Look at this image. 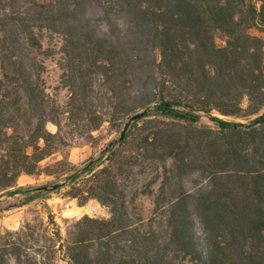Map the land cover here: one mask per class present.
Listing matches in <instances>:
<instances>
[{
    "label": "trees",
    "instance_id": "trees-1",
    "mask_svg": "<svg viewBox=\"0 0 264 264\" xmlns=\"http://www.w3.org/2000/svg\"><path fill=\"white\" fill-rule=\"evenodd\" d=\"M263 108L264 0H0V213L66 190L109 214L62 232L44 202L0 232V264H264ZM106 123L118 134L72 165L65 150Z\"/></svg>",
    "mask_w": 264,
    "mask_h": 264
},
{
    "label": "rangeland",
    "instance_id": "rangeland-1",
    "mask_svg": "<svg viewBox=\"0 0 264 264\" xmlns=\"http://www.w3.org/2000/svg\"><path fill=\"white\" fill-rule=\"evenodd\" d=\"M40 2H49L51 0H39ZM57 43L56 40L52 44ZM43 45L46 47L48 41L44 40ZM59 59L58 54L48 56L44 59L45 71L43 77L46 83V91L54 96L59 104V113L62 121L65 119V105L68 97L67 88L63 86L60 80L61 70L57 64ZM264 114V108L261 110ZM223 117V116H220ZM226 118V117H224ZM236 121L246 122L244 119H235ZM207 124L211 125L206 121ZM48 129L55 131V126L48 124ZM67 130V128H64ZM118 134L116 128H111L107 123L104 124L98 131L94 132V138L87 141L82 138L76 140V145L68 147L65 152L69 162L74 166H80L86 162L89 158H96L101 152V149L109 141ZM61 155H56L49 161L52 163L55 159H60ZM53 180V177L40 175V176H27L22 175L18 178L17 183L19 185L31 184L41 185ZM158 183L155 184V188ZM66 190L51 193L47 198L41 201L37 200L31 204L24 205L20 208L12 209L0 213V232L4 229L16 230L23 222L27 220H33L35 217L44 215V209L42 203H46L55 215L56 221L64 232L65 223L63 219L79 218L83 215H89L94 217H108V211L106 208L101 207L95 200L88 201L84 206H79L74 199H69L65 196ZM137 204L141 209V213L144 218H148L151 215L153 209V197L148 195H140L137 199Z\"/></svg>",
    "mask_w": 264,
    "mask_h": 264
},
{
    "label": "water",
    "instance_id": "water-1",
    "mask_svg": "<svg viewBox=\"0 0 264 264\" xmlns=\"http://www.w3.org/2000/svg\"><path fill=\"white\" fill-rule=\"evenodd\" d=\"M153 108V107H151ZM150 109V108H149ZM263 114V113H262ZM261 114V115H262ZM141 115V112L139 113H136L135 115H133L131 117V119L126 123V125L124 126V128L122 129L121 133H120V139L124 136V133L125 131L127 130V128L129 127V125L131 124L132 121H134L135 119H137L139 116ZM68 181V178H64L58 182H55V183H51V184H46V185H42V186H39L37 187L39 190H42V191H46V190H55L56 188H58L59 186H62L64 185L66 182Z\"/></svg>",
    "mask_w": 264,
    "mask_h": 264
}]
</instances>
